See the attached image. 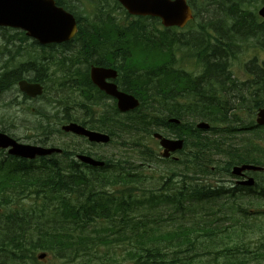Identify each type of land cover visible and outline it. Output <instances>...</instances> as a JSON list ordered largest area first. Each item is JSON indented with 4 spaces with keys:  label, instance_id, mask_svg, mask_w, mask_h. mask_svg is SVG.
<instances>
[{
    "label": "flooded vegetation",
    "instance_id": "obj_1",
    "mask_svg": "<svg viewBox=\"0 0 264 264\" xmlns=\"http://www.w3.org/2000/svg\"><path fill=\"white\" fill-rule=\"evenodd\" d=\"M54 2L75 16L78 30L81 21H125L123 29L127 32H131L133 28L129 21H160L153 16H132L125 12L122 18L116 14L122 10L117 0H54ZM185 2L193 15L189 21L198 23L175 27L168 35L175 46L172 51L175 64L182 68L177 73V84L170 93L187 99L189 105H192L189 111L191 122L186 121L182 129L171 130L166 128L165 123L159 118L146 117L144 139L148 145L150 137L147 134L152 127L153 132L159 129L170 136L178 134L185 138L187 136L188 147L184 151L171 153L168 157L161 156L162 148L158 144L153 146L151 151L145 147L146 165L147 167L151 165L149 155L168 163H180L189 155L193 168L203 166L214 169L219 163L229 171L234 165L258 167L246 168L242 170L240 176H232L233 179L225 176L222 185L230 200L256 202L262 195L264 199V148L261 143L264 141V124L256 123V112L264 95V83L260 81L258 68H254V64L261 65V62L257 59L250 60L249 68L246 67V61H243L242 66L236 65L239 58L250 53L251 57L254 54L259 56L261 51L228 50L227 21H231L234 16H226L231 5H249L246 9L250 11L246 15H240L238 19L243 21V24L248 21L256 22V33L253 37L256 42H259V38L264 40V19L258 16V10L264 6V0H185ZM89 9L91 16H83L81 11L89 13ZM213 9L220 11L219 16L224 19L222 29H219L224 35L219 36L214 30L213 33L208 31V24L205 21H214L208 17L209 14L213 16ZM82 27L83 30L77 38L46 44H41L26 34L22 36L19 30L0 28L2 112L0 130L20 143L58 149L47 155L50 157L52 154H59L75 158L82 153L85 139L73 132L64 131L63 125L82 121L87 124L92 117L90 107L93 104L102 101L115 102V98L101 92L91 81L90 67L114 66L119 71L125 69L121 51L114 48L118 40L126 38V34L122 33V24L120 28L114 27L109 32L101 28H90L85 23ZM11 32L18 37L7 40L5 35ZM163 40L164 34L161 33L157 40L158 44ZM181 41L203 48V54L194 57L195 61L198 58L203 65L198 68L186 67V60L177 49ZM82 52L84 53L81 54ZM159 52L160 62L155 68L164 70L166 68L163 62L164 47L159 48ZM219 53L224 56L220 75L212 73L208 66V61L217 58ZM231 56L233 60L230 66ZM235 56L237 58H234ZM240 74L245 77L244 80L238 79ZM22 81L30 85L29 92L20 90L19 83ZM106 81L115 83L120 90L125 91L121 87V83L124 82L121 72L116 78ZM155 85L157 89L158 81ZM240 87H244L246 96L253 101L245 107L247 111H251L247 114L242 110L243 107L238 106V103L243 101L239 92ZM197 103H202L199 108L195 106ZM224 107L226 116L217 112L224 111ZM202 117L209 125L207 129L197 127ZM154 140L158 143L156 138ZM228 151L238 153L237 158L225 157ZM0 153L9 157L6 150ZM43 157L45 156L35 155L32 159Z\"/></svg>",
    "mask_w": 264,
    "mask_h": 264
},
{
    "label": "trees",
    "instance_id": "obj_2",
    "mask_svg": "<svg viewBox=\"0 0 264 264\" xmlns=\"http://www.w3.org/2000/svg\"><path fill=\"white\" fill-rule=\"evenodd\" d=\"M212 13L214 17L211 14L208 17L214 21L205 23L211 25L219 36L224 35L219 30L222 29L221 25L224 22L219 16L220 11L213 9ZM242 22L237 16L234 21H229L228 50L249 49L248 45L242 47L244 42H250L254 49L258 48L256 42L251 39L256 33V22L248 21L244 24ZM145 30L146 26L141 24L138 28L139 35L147 36ZM171 44L170 42V46ZM260 46L264 48L262 44ZM150 52L156 56V51ZM223 64L224 56L220 53L217 58L208 61L210 71L219 75L222 73ZM255 65L259 76L264 75L262 65ZM136 68L142 69L145 65L138 63ZM259 78L260 81H264L263 77ZM115 118L112 124L108 121L111 135L122 136L131 130L136 132L138 138L139 134H142L143 117L141 118L139 114L129 112L125 119L116 112ZM170 125L174 128L181 126ZM99 129L108 130L103 121H100ZM28 168L32 166L22 161L0 167V205L4 206L5 196L12 200V196L18 197L24 190H29L30 194L41 199V211L49 208L45 206L47 198L51 202L55 201L56 206L50 213L60 215L61 218L55 220L56 224H53L50 219L45 221L34 219L27 211H10L11 214L8 215L4 212V217L0 218V251L8 252V256L12 258L11 264H21L17 261L22 260L27 252L34 253L35 250L62 258L65 261L62 264L73 261L82 252L84 254L82 261L86 262L102 242L103 232H110L106 244L110 252L96 264H217L216 256L212 259L186 258L180 257L179 253L192 252L194 245L205 250L204 240L193 238V234L205 236L214 234L221 223V218L231 221V226L237 229H245L247 226V216L234 217L231 212L218 211L220 206L217 199L221 197V192L217 188L212 187L210 183L199 181H195L190 187V183L183 180V184H187V188L184 189L177 185L178 180H174L177 170L171 167L165 170L169 174L163 175L153 187L145 185L149 178L143 170L136 168L127 170V165L121 161L115 167L116 172L100 175L99 181L88 174L96 172L86 171L83 186L78 182L74 183L73 193L83 191L82 204L79 205L75 199L74 206H69L65 200L69 198L71 186L58 184L42 172H34L33 168L30 169V173L24 172ZM189 170L188 163L183 161L179 170L180 175L187 177ZM19 171L24 172V175ZM199 171L207 172L198 169L196 173ZM205 202L212 203L209 209L204 207ZM192 211L193 216L190 217ZM37 216L39 214L35 217ZM178 221L180 225L169 226ZM88 229L93 230L90 239ZM184 246L189 248L183 250ZM244 253V251L240 253L237 248L234 251L229 248L225 264H264L257 259L259 255L248 260Z\"/></svg>",
    "mask_w": 264,
    "mask_h": 264
},
{
    "label": "rangeland",
    "instance_id": "obj_3",
    "mask_svg": "<svg viewBox=\"0 0 264 264\" xmlns=\"http://www.w3.org/2000/svg\"><path fill=\"white\" fill-rule=\"evenodd\" d=\"M120 15V17L124 18L122 14L116 13ZM133 22V21H132ZM22 35V34H21ZM0 37H1V31H0ZM14 37H18L17 34L14 33H7L5 35V38L7 40H13ZM1 49V46H0ZM33 50V48H32ZM239 62L236 63L238 66L243 65V61H246L247 64H249L253 60V56L251 57V53L245 57L239 58ZM264 59V52L260 53L259 56H257V60L260 62L261 60ZM251 60V61H250ZM250 61V62H249ZM256 65L254 64V68ZM1 73V71H0ZM239 80H244L245 77L240 74L239 75ZM239 92L243 97V101L238 103V106L243 107V111L247 114L248 112L245 109V107L248 104H251L253 101L252 99L248 98L245 94L244 87L239 88ZM262 104H264V95L262 96ZM7 112V111H6ZM4 112V113H6ZM1 111H0V117H1ZM187 120L190 121L188 118ZM12 139L16 141L13 137ZM126 143H122V139H118L115 137L113 141H111L108 144H102L99 147H97L101 152H103L106 155H111L114 158H123L127 161H132V162H142L143 158V147L141 144V141L138 137L133 136V135H128L125 138ZM123 139V140H124ZM262 143V148H264V141H261ZM11 146H8L7 148H2V150H9ZM238 147V146H235ZM238 153L228 151L226 156L227 158H237ZM0 158L5 159L6 163H9L12 161L10 157H5L3 153H0ZM31 164L32 167L36 168L38 165H40V160L38 159H32ZM163 161H159V164H162ZM180 164H174L175 168H178ZM147 167V165L145 166ZM148 169L151 170H156L155 172H149V176L151 181L145 182V185L148 187H153L156 185L159 181V179L163 176V168L160 165H157V163H151ZM225 177H222L220 179V182L222 183V179ZM207 183H212L213 178L211 177H206L204 179ZM264 184V183H263ZM7 196H5V202H4V207H1L2 211L5 209L6 211H27L31 217H34V219L39 218L41 221H45L47 219H50L53 224L55 223V220L60 219V215H56L53 213H50L51 209L56 206V202L53 201L51 202L50 199L47 198L45 202V206H49L48 209H44L43 211L40 210V204H41V199L34 194H30L29 190H24L23 194H19L18 197L12 196V200H8ZM229 202V201H228ZM242 204H246V201H240ZM217 203L219 204L220 208L223 209L227 205V202L224 200V198H218ZM229 204H232V202H229ZM233 204L237 205L236 202ZM256 204L258 206L256 211V215L253 217H249L246 221V228L245 229H237V228H228V231L226 233H216L212 234L211 237L208 239V236H205L204 234H193V238H197L198 240H204L203 245L206 247L205 250L196 248L197 246L194 245L192 247V252L189 251H184L182 253H179L180 257L186 256V258L190 257H212L216 256L218 259H222L223 255L225 254L224 249L228 247H234L232 249L233 251L235 248H238L240 253H243L245 249L249 250V253H246L249 255V257H253L256 252H262L264 255V214H259L261 210L264 211V199L260 198L258 201H256ZM204 207L206 209H209L212 205L211 202H205L203 203ZM232 207V206H231ZM36 214H39V216L35 217ZM193 216V211L190 213V217ZM223 219V218H221ZM169 224V222L167 223ZM180 225V221L171 223L169 226H178ZM225 225H230L229 221L225 223ZM229 227V226H228ZM93 230L88 229V233L91 235L89 239L93 235ZM102 236V242L94 249V254L90 256L89 260L86 262H83L84 254L82 252L79 253L78 257L75 258L73 261L67 262V264H96L98 263L101 259H103L104 255L109 253L110 250L108 247H106V244L109 240V234L110 232H103ZM88 239V240H89ZM87 240V241H88ZM189 246H184V249H188ZM43 253L42 250H35V252H27L26 255L22 260L17 261V263L21 264H62L65 263V261L60 258V257H54L52 254L45 255L44 258H39V254ZM252 259V258H251ZM12 258L8 256V252L6 251H0V264H3V262H8L11 261ZM261 261L264 262V256L261 259ZM215 263L217 264H222V262L215 260Z\"/></svg>",
    "mask_w": 264,
    "mask_h": 264
},
{
    "label": "water",
    "instance_id": "obj_4",
    "mask_svg": "<svg viewBox=\"0 0 264 264\" xmlns=\"http://www.w3.org/2000/svg\"><path fill=\"white\" fill-rule=\"evenodd\" d=\"M119 1L130 13L160 16L163 20L162 23L166 26L173 24L183 25L188 18L185 16V11H183V5L186 6L183 0ZM259 15L264 17V7L260 8ZM0 26L20 28L25 30L27 35L36 37L41 42L65 39L75 29L72 16L64 12L61 8L56 7L52 0H0ZM94 73L100 76V78L114 75L113 71L101 68H96ZM95 82L105 92L116 95L120 110L132 109L138 105V101L133 96L118 92L113 85L105 84L103 81L99 83V81L95 80ZM20 87L27 91V85L24 83H21ZM257 121L260 124L264 123V108L259 111ZM199 127H203V123H200ZM65 129L85 134L90 140L102 142L109 140L107 134L86 130L75 123L68 124L65 126ZM155 136L160 139V144L164 147V155H168L169 151H174L182 147V140H170L162 138L158 134H155ZM8 146H11L9 153L21 157H33L35 153L42 155L52 150H44L42 148L17 143L6 133L0 132V148H7ZM84 160L91 162L87 157H84ZM98 164L102 165L103 162H98ZM39 257H44V254L39 255Z\"/></svg>",
    "mask_w": 264,
    "mask_h": 264
},
{
    "label": "bare ground",
    "instance_id": "obj_5",
    "mask_svg": "<svg viewBox=\"0 0 264 264\" xmlns=\"http://www.w3.org/2000/svg\"><path fill=\"white\" fill-rule=\"evenodd\" d=\"M222 74V73H221Z\"/></svg>",
    "mask_w": 264,
    "mask_h": 264
}]
</instances>
